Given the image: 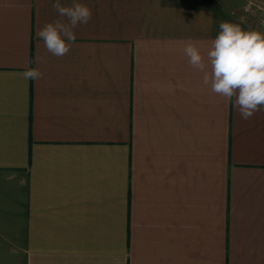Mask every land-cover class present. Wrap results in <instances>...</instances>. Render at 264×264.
Returning a JSON list of instances; mask_svg holds the SVG:
<instances>
[{"label":"crops","instance_id":"crops-1","mask_svg":"<svg viewBox=\"0 0 264 264\" xmlns=\"http://www.w3.org/2000/svg\"><path fill=\"white\" fill-rule=\"evenodd\" d=\"M247 1L221 4L264 33ZM78 2L92 18L56 57L55 0H0V264H264V111L243 120L183 51L206 55L218 12Z\"/></svg>","mask_w":264,"mask_h":264},{"label":"clouds","instance_id":"clouds-1","mask_svg":"<svg viewBox=\"0 0 264 264\" xmlns=\"http://www.w3.org/2000/svg\"><path fill=\"white\" fill-rule=\"evenodd\" d=\"M53 8L59 18L45 24L38 36L48 52L63 57L76 40L74 30L91 20L92 11L78 0L69 6L55 0ZM219 28L206 55L192 41L186 43L183 51L191 67L203 74V85L210 86L211 92L225 103L234 99L239 115L248 120L256 112L264 111V33L245 30L232 22H222ZM21 76L27 81L42 78V73L29 68Z\"/></svg>","mask_w":264,"mask_h":264},{"label":"water","instance_id":"water-1","mask_svg":"<svg viewBox=\"0 0 264 264\" xmlns=\"http://www.w3.org/2000/svg\"><path fill=\"white\" fill-rule=\"evenodd\" d=\"M199 2L206 4L208 6H210L213 10H215L216 12H218L221 20H223V22H232V23H237L240 24L241 27L242 23L239 21V19L235 18L234 16L230 15V16H225V12H224V8L223 5L221 4V2L219 0H198Z\"/></svg>","mask_w":264,"mask_h":264},{"label":"rangeland","instance_id":"rangeland-1","mask_svg":"<svg viewBox=\"0 0 264 264\" xmlns=\"http://www.w3.org/2000/svg\"><path fill=\"white\" fill-rule=\"evenodd\" d=\"M221 3H225L224 2V0H219ZM222 5H224V4H222ZM226 7V6H225ZM256 7V6H255ZM224 10V12H225V16H230V15H232V16H234L235 18H237L235 15H233V14H230V13H228L226 10H225V8L223 9ZM257 23L259 24V26H262L263 25V23H264V8H260V7H258V9H257Z\"/></svg>","mask_w":264,"mask_h":264},{"label":"built area","instance_id":"built-area-1","mask_svg":"<svg viewBox=\"0 0 264 264\" xmlns=\"http://www.w3.org/2000/svg\"><path fill=\"white\" fill-rule=\"evenodd\" d=\"M258 1L259 0H248L244 7V10L247 11L250 10L253 6H259Z\"/></svg>","mask_w":264,"mask_h":264},{"label":"trees","instance_id":"trees-1","mask_svg":"<svg viewBox=\"0 0 264 264\" xmlns=\"http://www.w3.org/2000/svg\"><path fill=\"white\" fill-rule=\"evenodd\" d=\"M204 5H206V4H204ZM206 6H208V5H206ZM208 7H210V6H208Z\"/></svg>","mask_w":264,"mask_h":264}]
</instances>
